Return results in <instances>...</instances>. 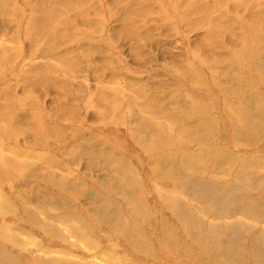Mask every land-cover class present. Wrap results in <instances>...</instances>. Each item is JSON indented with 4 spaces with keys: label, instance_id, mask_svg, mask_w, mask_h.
Listing matches in <instances>:
<instances>
[{
    "label": "rangeland",
    "instance_id": "rangeland-1",
    "mask_svg": "<svg viewBox=\"0 0 264 264\" xmlns=\"http://www.w3.org/2000/svg\"><path fill=\"white\" fill-rule=\"evenodd\" d=\"M0 264H264V0H0Z\"/></svg>",
    "mask_w": 264,
    "mask_h": 264
},
{
    "label": "bare ground",
    "instance_id": "bare-ground-1",
    "mask_svg": "<svg viewBox=\"0 0 264 264\" xmlns=\"http://www.w3.org/2000/svg\"><path fill=\"white\" fill-rule=\"evenodd\" d=\"M213 34H214L213 32H212V33L209 32V37H210V36H213ZM200 88H201V85H200ZM205 162H206V161H205ZM127 172H128V175H129V173L132 174V173H131L132 171L129 170V169L126 171V173H127ZM124 174H125V173H124ZM133 174H135V173H133ZM181 174H182V172H181ZM238 176H239V175H238ZM212 180H213V179H212ZM125 182H126V181H125ZM220 187H222V186H218V188L216 189V192H217V193H219V188H220ZM228 190H229V188H228ZM211 193H212V192H211ZM158 196H159V199H158V200H159L160 203H161V202H162L163 195H161V194L159 193ZM128 198H129V197H128ZM170 203H172V201H170ZM24 209H25V208H24ZM145 209H146V208H145ZM218 209H219V207H218V206H215V209H214V210L217 211ZM12 214H13V213H12ZM62 218H63V217H62ZM32 221H33L34 224H39V226L42 227L44 230H45L46 228H47V229H50V228H51L49 224H47V223H45V222H42V221H38V220H36L35 218H34V219L32 218ZM48 227H50V228H48ZM50 230H51V229H50ZM45 231L47 232V230H45ZM75 235L78 236V237L81 236V235H82V236L84 235L83 237H85V236H86V233H82V232H79V231H78V232H75ZM139 235H140V233H139ZM59 236H64V237H61V239H64L66 235L60 233ZM59 236H56V237L59 238ZM140 236H141V235H140ZM145 238H146V236H145ZM146 239H147V238H146ZM18 240H19V239H18ZM22 242H23V241L20 240V244H21V245L24 244V242H23V243H22ZM34 245H35V244H34ZM137 245H138V247L141 246L140 244H137ZM36 246H39V245H36ZM54 251H55V250H54ZM150 253H151L152 255H154V252H153V251L150 252ZM4 257H6L8 260H9V258H11V256H6V255H4ZM9 261H10V260H9ZM10 262H11V261H10Z\"/></svg>",
    "mask_w": 264,
    "mask_h": 264
}]
</instances>
